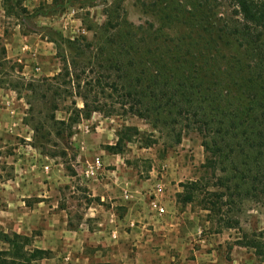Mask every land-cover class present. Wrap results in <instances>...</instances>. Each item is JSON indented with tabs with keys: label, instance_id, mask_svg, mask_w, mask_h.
Here are the masks:
<instances>
[{
	"label": "rangeland",
	"instance_id": "1",
	"mask_svg": "<svg viewBox=\"0 0 264 264\" xmlns=\"http://www.w3.org/2000/svg\"><path fill=\"white\" fill-rule=\"evenodd\" d=\"M155 1L25 0L22 15L7 16L0 0V232L17 233V220L8 212L11 207L25 210L23 201L30 207L42 202L45 212L65 210L69 228L85 224L94 231L98 214L104 215L114 202L122 201L127 183L144 195L158 185L179 203L186 195L194 196L191 203L182 205L199 217L202 237L214 245L205 252L216 251L215 258L221 264H264V193L254 189L251 179L234 178L232 158H217L215 167H207L209 154L203 143L208 137L200 115L192 113L174 130L160 124L155 129V122L125 114L126 107L115 97L100 94L98 99L92 94L90 104L96 105L94 101L99 100L97 105L103 106L104 112L78 119L75 109L84 107L78 97L83 89H78L65 72L57 77L68 65L85 81L87 74H82L81 65L107 63L108 56L97 54L95 44L100 45L109 35L105 31L108 14L114 22L121 14L119 19L127 17L136 26L146 27L152 22L160 27L161 17L177 13L183 22L166 25V31L174 38L194 40V47L187 50L192 55L186 61L193 62L195 57L197 63V28L185 22V17L197 15L194 0H175L174 4H170L173 0ZM205 1L216 20L214 36L219 37L221 53L237 67L240 62L249 79L256 78L254 87L264 93V36L258 47L247 40L239 45L236 36L228 35L231 24L228 29L223 26L224 19L233 18L230 1ZM164 5L169 6L164 9ZM205 32L206 36L210 34ZM23 44L32 51L23 50ZM117 59L126 62L129 58ZM34 65L41 71H34ZM224 80L226 85L232 82L227 77ZM126 127L140 134L131 141L123 134L122 153L110 152L108 147L118 142L119 132ZM150 140L153 143L147 147ZM248 151L254 157L257 150ZM95 157L102 159L105 171L98 180H86L84 169ZM250 164L246 160L239 167L245 170ZM259 172L255 167L253 175L259 176ZM190 183L196 190L186 188ZM24 188L25 196H13ZM151 197L154 195L146 196V202ZM10 199L19 204L10 206ZM114 207L122 216L120 206ZM111 220L113 216L108 214L107 222ZM36 227L34 233L38 234L44 225ZM7 248L0 242V251ZM118 263L125 264V258Z\"/></svg>",
	"mask_w": 264,
	"mask_h": 264
},
{
	"label": "trees",
	"instance_id": "2",
	"mask_svg": "<svg viewBox=\"0 0 264 264\" xmlns=\"http://www.w3.org/2000/svg\"><path fill=\"white\" fill-rule=\"evenodd\" d=\"M24 1L3 0L6 15H22ZM158 1L165 0H156L154 4ZM201 1L203 3L197 5L195 0L193 2L197 6V15L185 17V22L197 28V63H194L195 57L191 63L186 61L192 55L187 50L194 47V40L174 38L166 31V25L183 22L177 13L172 11L161 17L160 27L152 22L146 27L136 26L127 17L119 19L121 14L115 23L112 15L108 14L105 31L109 35L100 45L95 44L97 54L108 56L107 63L81 65L82 74H87L85 81L78 72H71L68 65L57 77L65 72L78 89H83L78 97L82 98L84 107L75 109L78 119L81 116L89 118L94 112H104L103 106L97 105L99 100L94 101L96 105L90 104L92 94L97 95L95 98L100 94L104 98L115 97L117 103L126 107L125 114L151 120L155 122V129L160 128V124L174 130L181 120L188 121L192 113H197L208 137L203 143L209 154L207 167H215L219 163L217 158H232L234 178L251 179L254 189L264 193V93L254 87L256 78L249 79L240 62L237 67L221 53L219 37L214 36L216 20L212 18L209 4ZM229 1L233 18L223 20L224 28L228 29L231 24L228 35L236 36L239 45L247 40L258 47L264 36V0ZM166 6L162 7L165 9ZM201 31H210V34L206 36ZM92 46L91 43L88 45L89 48ZM124 57H128V61L117 59ZM73 64L76 69L77 64ZM225 77L232 82L226 85ZM119 134L118 142L108 147L114 154L123 151V134L131 141L140 132L126 127ZM151 143L153 141H147L146 146ZM248 148L257 150L254 157ZM246 160L252 164L244 170L239 166ZM255 167L260 169L259 176L253 175ZM185 186L196 190L194 183ZM198 186L197 182V190ZM193 199L192 194L186 195L181 203L188 204ZM0 242L8 245L7 249L0 251V264H42L50 255L49 251L33 247V238L26 235L0 232Z\"/></svg>",
	"mask_w": 264,
	"mask_h": 264
},
{
	"label": "crops",
	"instance_id": "3",
	"mask_svg": "<svg viewBox=\"0 0 264 264\" xmlns=\"http://www.w3.org/2000/svg\"><path fill=\"white\" fill-rule=\"evenodd\" d=\"M22 47L32 51L28 44ZM33 70L40 72L41 68L34 65ZM131 184L123 187L122 201L114 202L104 215L98 212V227L94 231L85 228V224L69 228L65 210L45 212L42 202L30 207L23 201L25 210L11 207L8 213L17 220L18 234L33 237L35 248L50 252L42 264H121L118 262L124 258L125 264L222 263L215 258L216 251L205 252L214 245L202 237L203 226L197 214L173 199L170 193L167 195L164 188L160 191L155 186L144 195L138 189L133 190ZM126 191L130 198L126 199ZM150 194L154 198L146 202ZM15 195L25 196L26 189L17 190ZM101 200H105L103 196ZM8 202L10 206L19 204L14 199ZM114 206H120L122 216L116 214ZM108 214L113 216L111 223L107 222ZM37 224L44 225L38 234L34 233Z\"/></svg>",
	"mask_w": 264,
	"mask_h": 264
},
{
	"label": "built area",
	"instance_id": "4",
	"mask_svg": "<svg viewBox=\"0 0 264 264\" xmlns=\"http://www.w3.org/2000/svg\"><path fill=\"white\" fill-rule=\"evenodd\" d=\"M104 171H105V168H104V163L102 159L100 157H95L92 161L87 163L84 169V172H83V177L86 180H98ZM157 186L156 188L158 190L160 191L163 190L161 186H158V187ZM125 197L126 199L130 198V194L128 191L125 192Z\"/></svg>",
	"mask_w": 264,
	"mask_h": 264
}]
</instances>
